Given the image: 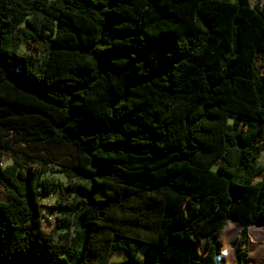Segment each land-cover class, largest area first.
I'll list each match as a JSON object with an SVG mask.
<instances>
[{
	"label": "trees",
	"instance_id": "trees-1",
	"mask_svg": "<svg viewBox=\"0 0 264 264\" xmlns=\"http://www.w3.org/2000/svg\"><path fill=\"white\" fill-rule=\"evenodd\" d=\"M263 152L264 0H0V264H247Z\"/></svg>",
	"mask_w": 264,
	"mask_h": 264
},
{
	"label": "rangeland",
	"instance_id": "rangeland-1",
	"mask_svg": "<svg viewBox=\"0 0 264 264\" xmlns=\"http://www.w3.org/2000/svg\"><path fill=\"white\" fill-rule=\"evenodd\" d=\"M261 160H264V152L262 154ZM10 156L5 155L4 157V164L10 163ZM53 179L65 180L63 175H54L52 176ZM63 196L60 193L54 195L51 199L52 204L56 201L62 199ZM5 194L4 192H0V201H4ZM60 216L58 212L54 213L51 217V223L46 226L45 230L49 233H53L54 224L56 222V217ZM247 226V223L241 220H235L230 222L228 226L225 228L221 236L219 237V241L222 244V255L223 261L226 264H236L235 259V249L239 242V237L242 233V230ZM57 237V236H56ZM245 248L249 249L250 253L247 257V264H264V228L262 227H255V226H248V241ZM225 250V251H223ZM147 251V247L144 246L140 249L137 257L139 260H142L145 256ZM126 258V252L123 250H119L115 253V255L111 259V263H118L123 261Z\"/></svg>",
	"mask_w": 264,
	"mask_h": 264
}]
</instances>
